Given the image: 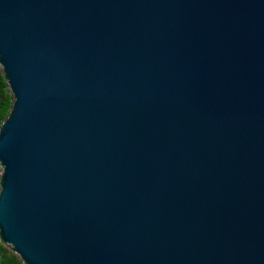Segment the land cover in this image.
Here are the masks:
<instances>
[{
	"label": "water",
	"instance_id": "95a60500",
	"mask_svg": "<svg viewBox=\"0 0 264 264\" xmlns=\"http://www.w3.org/2000/svg\"><path fill=\"white\" fill-rule=\"evenodd\" d=\"M0 70L22 264H264V0H0Z\"/></svg>",
	"mask_w": 264,
	"mask_h": 264
},
{
	"label": "trees",
	"instance_id": "16d2710c",
	"mask_svg": "<svg viewBox=\"0 0 264 264\" xmlns=\"http://www.w3.org/2000/svg\"><path fill=\"white\" fill-rule=\"evenodd\" d=\"M11 102V95L0 70V124L7 116ZM0 264H22V262L7 246L0 243Z\"/></svg>",
	"mask_w": 264,
	"mask_h": 264
},
{
	"label": "rangeland",
	"instance_id": "374dc122",
	"mask_svg": "<svg viewBox=\"0 0 264 264\" xmlns=\"http://www.w3.org/2000/svg\"><path fill=\"white\" fill-rule=\"evenodd\" d=\"M9 248V246H7ZM10 249V248H9Z\"/></svg>",
	"mask_w": 264,
	"mask_h": 264
}]
</instances>
